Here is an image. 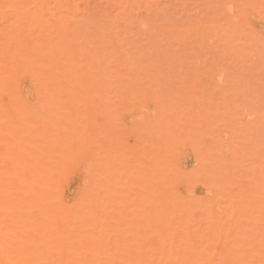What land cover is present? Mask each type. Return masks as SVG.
<instances>
[{"label": "bare ground", "instance_id": "6f19581e", "mask_svg": "<svg viewBox=\"0 0 264 264\" xmlns=\"http://www.w3.org/2000/svg\"><path fill=\"white\" fill-rule=\"evenodd\" d=\"M25 1L0 0V264H264V109L214 142L197 89L179 108L170 87L138 84L144 66L115 76L133 108L94 104L92 68L57 20L43 32L48 0Z\"/></svg>", "mask_w": 264, "mask_h": 264}, {"label": "rangeland", "instance_id": "374dc122", "mask_svg": "<svg viewBox=\"0 0 264 264\" xmlns=\"http://www.w3.org/2000/svg\"><path fill=\"white\" fill-rule=\"evenodd\" d=\"M61 4L58 6L54 0H48L42 9H36L39 11L37 18L44 20V29L41 27L43 32L53 25L54 19L57 20L58 24L52 26V34L59 31L62 46L69 51L75 66L85 70L92 68V72L88 73H92L93 79L88 81L89 86L85 89L94 104L103 98L109 101V105L133 108L129 89L121 86L117 79L121 76L132 78L137 74L134 79L138 81L140 77L138 84L142 81V88L148 86L146 91L154 94L156 88L160 87L163 92L164 87L168 86L165 90L173 89L175 97L173 94L171 96L175 100L181 95L182 99L179 97V100L182 101L184 97L185 101L186 93V99L190 97L189 90L186 91L188 87L194 88L190 90L191 96L197 89V99L200 97L203 101V106L199 100L196 103L199 106L198 109L195 107L198 116L202 112L201 117L207 119V123L216 120L208 132V137L213 140L219 133L213 134L216 129L220 130L226 124L229 125L222 130L227 127L234 129L232 123L235 122L232 120L237 121L243 116L241 121L244 124V118H250L253 113L255 121L261 116L264 109V62L261 61L264 41L259 39L260 35L250 25L251 17L257 15L259 26L264 28V0H61ZM141 66L144 68H141L138 77ZM101 68L104 69L103 73L99 71ZM157 69L161 70V76L156 73ZM155 73L159 78L153 79ZM99 79L103 86L101 91L95 85ZM140 94H143L142 91ZM200 95L205 97L206 106L210 103L209 109L205 108L204 97ZM181 101H175L179 102V108L184 103ZM233 101L236 105L240 103L251 107L250 112L241 106H237L236 110ZM225 105L230 106L229 110L227 106L223 109ZM179 108V112L183 110L180 115L186 112L184 107ZM254 109L257 112H251ZM203 112L208 115L203 116ZM241 112L243 115L240 116ZM244 112H248L249 117ZM256 113H260L259 117ZM213 116L214 119H209ZM205 119L202 123L206 122ZM262 119L259 122L263 123ZM237 122L235 130L230 131L233 137L234 131L242 128L239 120ZM253 123L252 126L256 124ZM243 131L247 134L250 132ZM208 137L207 141L210 139L208 142L212 143V138ZM251 157L245 164L254 160Z\"/></svg>", "mask_w": 264, "mask_h": 264}]
</instances>
